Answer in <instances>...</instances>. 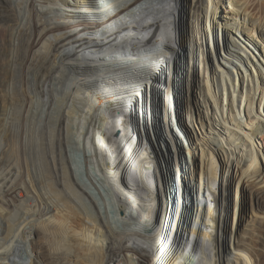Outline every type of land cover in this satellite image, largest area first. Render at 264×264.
<instances>
[{"label": "bare ground", "instance_id": "6f19581e", "mask_svg": "<svg viewBox=\"0 0 264 264\" xmlns=\"http://www.w3.org/2000/svg\"><path fill=\"white\" fill-rule=\"evenodd\" d=\"M0 264H264V0H0Z\"/></svg>", "mask_w": 264, "mask_h": 264}, {"label": "rangeland", "instance_id": "374dc122", "mask_svg": "<svg viewBox=\"0 0 264 264\" xmlns=\"http://www.w3.org/2000/svg\"><path fill=\"white\" fill-rule=\"evenodd\" d=\"M179 46L181 48V45H179ZM161 48H162L161 49L162 52H164V53L169 52L168 58L166 57V58H164V60L167 59L168 61L169 60L171 61L170 54H172L175 50H177L178 46L176 43L169 42V44L162 46ZM163 49H165V50H163ZM181 56H182V54H181ZM167 60H165V61L167 62ZM85 73L92 74L93 72L86 71ZM77 75H79L78 72H77ZM26 112H27L26 108H23L21 114H20V112L18 114L16 113L14 118L12 119L11 127L9 129V133L11 132L10 133L11 138L9 136V139L18 140V146H17L18 149H17V154L12 155L11 158L9 157V162H7V164H8L7 169L12 174H14V176H17L19 173V177L16 179V182H15V187H14L15 191L19 192L20 190H22L24 193H26V195H28V198L30 199L29 201H26V203H28V204H26L27 206L25 205L26 207L24 206V208L22 210V211L26 212V213H24L25 215L23 216L24 218L22 219L24 221L22 223V225H23L22 229H24V230H26V228H23L25 225H28L30 222L34 223L35 221H38L41 217H43L44 213L46 211H48V207H46V206L48 204L51 205L50 198H49L47 191H43L45 189H42V186H39L41 184L43 185L44 179H47V178L49 179L50 176H49V174H47L48 177H46V175H45L47 172L46 169H45V171L42 172V169L45 168L42 166L43 165V152L41 150L39 151L38 148H36L38 141L36 139H34V132L32 129L33 126L31 123L32 121H34V119L33 120H31V118L27 119L28 113H26ZM48 121H50V120L43 121V122L48 123ZM40 124H43V123H40ZM43 127L45 128L47 126L43 125ZM182 133H184V132H182ZM67 141L68 140H67V133H66L65 138H64L65 145L60 144L58 147H60L61 149H64L63 159L65 161H68L69 163L74 164L73 162H75L74 160H76L74 158L75 151L69 144H67ZM7 142H8V140H7ZM7 142L6 141L4 142L3 145L5 147H3V148L7 147V145L9 144ZM63 146H65V147L63 148ZM35 154H36V156H35ZM180 158H182V157L180 156ZM186 158H187V161H190V156H186ZM197 164H198V162H197ZM170 168H171V166H170ZM42 178H44V179H42ZM76 178L80 179L78 176ZM40 181H41V184H40ZM42 181H43V183H42ZM41 190H42V192H41ZM42 194L44 195L43 198H42V196H43ZM45 197H46V199H49V200L45 201L46 200ZM48 201L50 203H48ZM29 204H31V205H29ZM27 207L31 211H27V209H25ZM1 223H2L1 225H4V222L1 221ZM106 227H107V224H106ZM53 233L55 235H52ZM53 233H51L50 238L52 237L51 239L55 240L57 238L58 233L57 232H53ZM60 235L61 234H59V236ZM60 238H57V240ZM58 254L62 256L61 257L62 263L66 262L68 259L72 258V256L70 254H66L65 252L64 253L60 252Z\"/></svg>", "mask_w": 264, "mask_h": 264}, {"label": "water", "instance_id": "95a60500", "mask_svg": "<svg viewBox=\"0 0 264 264\" xmlns=\"http://www.w3.org/2000/svg\"><path fill=\"white\" fill-rule=\"evenodd\" d=\"M179 122L181 123V127L185 128L186 129V123H185V119L183 116H181L179 118Z\"/></svg>", "mask_w": 264, "mask_h": 264}, {"label": "built area", "instance_id": "2783aa9c", "mask_svg": "<svg viewBox=\"0 0 264 264\" xmlns=\"http://www.w3.org/2000/svg\"><path fill=\"white\" fill-rule=\"evenodd\" d=\"M173 29H175V27H173ZM171 44V43H170ZM154 71V70H153ZM198 103L199 104H202V103H200L199 102V100H196V109H194V110H198ZM202 152H204V151H202ZM159 171H161V166L159 165Z\"/></svg>", "mask_w": 264, "mask_h": 264}]
</instances>
